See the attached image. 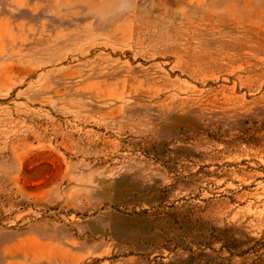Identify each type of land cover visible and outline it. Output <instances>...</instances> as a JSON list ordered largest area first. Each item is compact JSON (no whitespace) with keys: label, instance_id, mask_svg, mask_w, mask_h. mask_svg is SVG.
<instances>
[{"label":"rangeland","instance_id":"374dc122","mask_svg":"<svg viewBox=\"0 0 264 264\" xmlns=\"http://www.w3.org/2000/svg\"><path fill=\"white\" fill-rule=\"evenodd\" d=\"M0 264H264V0H0Z\"/></svg>","mask_w":264,"mask_h":264}]
</instances>
